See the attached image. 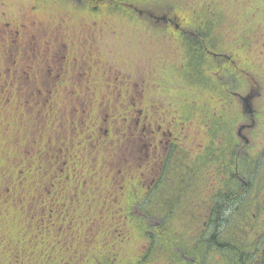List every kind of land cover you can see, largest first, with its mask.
Returning <instances> with one entry per match:
<instances>
[{
  "label": "rangeland",
  "instance_id": "374dc122",
  "mask_svg": "<svg viewBox=\"0 0 264 264\" xmlns=\"http://www.w3.org/2000/svg\"><path fill=\"white\" fill-rule=\"evenodd\" d=\"M130 1L137 5H133L130 9L132 13L130 16L101 19L92 14L84 15L86 10L81 4L82 0H0V89L7 87L8 81L3 76V67H10V60L13 64L16 62L15 65L18 68L29 69L33 79H37L36 82L39 76L44 78L47 75L38 70L47 68L44 72L53 77V81L47 83L55 87V92L57 81L68 83L57 98L61 103L59 106L54 103V96L49 92L45 95L40 90L30 98L20 95L21 101H30L23 112H28V117L32 118L31 122L36 127L39 124L37 117L42 115L45 109L50 117L59 110L57 117L53 118L56 124L54 122L50 124L52 128L56 127L60 130L63 136L55 131L57 133L52 134L54 137L52 136L51 140L55 143L53 147H59L62 139L73 145L71 155L79 153L78 141L72 140H76L77 136L83 133L78 129L80 124L100 126L98 133L101 136L98 138L104 140L102 143H112L114 150L101 148L100 145L103 151L99 148L98 153L86 154L88 162L85 166L94 167L96 178L87 182L80 178L81 188L79 189L86 187L98 189L101 202L99 203L97 199L96 203L92 202L91 205L96 211L95 214L103 220L107 215L116 216L114 238L119 237L118 228L122 225L118 224V217L123 214L124 208L131 209L132 213L136 211L134 212L136 216L143 217L140 221L145 231H157L158 228L161 230L165 227L176 231V237L183 241L180 245H173L178 259L176 264H185L180 259L195 258L194 253L184 249L191 242L192 231L186 230L185 226L193 225V223L190 224L188 218L196 209L190 206L192 200L197 199L198 203L202 202L199 204H203L202 207H207L208 204L210 208L212 204L211 214L213 216H217V212L223 206V211L219 212L223 229L215 232L212 228L209 233V238L215 237L217 246L229 245L237 239L236 237L242 238L244 230L242 221H246L243 216L251 211L259 213L260 218L257 224L259 222L261 229H264V210H257L253 206L259 205L258 198L256 194H252L254 189L250 191V184H255L257 188H260V192H264V185H262L264 184L262 182L264 179V47L256 46L264 43V35H262L264 21L261 12H258L259 9H264V0L176 1L178 3L193 2L194 5L200 6V10L201 7L204 8V5H207V10L211 11L215 19L217 13L213 11L217 4L227 12H231L232 6H236L232 9L242 10V27L247 26L252 29L257 26L261 29V33L254 38L248 36L246 39L239 40L234 32L232 34L223 32V34L213 33L205 41L206 55L212 66L215 62L219 66L224 65L226 62L223 60L232 61L235 56V61L242 71V78L248 79L251 76L252 79L248 82L242 80V84L239 83L242 89L232 92L234 103L239 111V121L233 128L212 130L213 133H220L221 137L210 139L206 138V134L212 132L199 129V127L196 129L197 126L188 121L187 104L195 102L197 92L192 91L194 89L190 85L184 84L180 75L174 71L172 62L177 59V54L173 51L167 37L158 36L163 30V25L167 24V17L151 5L149 8H143L140 6L141 1ZM159 3L161 4L162 0H159ZM169 20L175 24L176 29L179 28L178 22L176 23L173 19ZM201 23L205 24V22ZM218 25L224 27L223 24L218 23ZM222 27L217 28L215 25L213 28L222 30ZM262 39L263 42H261ZM163 71L165 74L162 73ZM120 80L122 82H119ZM96 83L101 84L100 92L96 90L98 89ZM109 84H113L115 88L108 87ZM116 84L124 85L128 92L124 90L121 92ZM129 84H133L130 91ZM31 85L23 81V87L28 89ZM134 85L138 88L136 89ZM234 86L235 83H233ZM35 87L38 88L39 85L35 83L33 88ZM148 92L149 95L152 94L149 101H147ZM38 95L46 96L45 100ZM123 95H126L127 103L134 109L126 112L127 115L117 116L123 119L128 118L130 123L125 130H115L113 127L117 121L111 120L109 116L113 113L116 115L120 109H123L121 104L126 101L122 98ZM50 96L53 97L52 100ZM8 97L12 96L9 94ZM38 111L40 114L36 113ZM250 124L252 125L250 129H244L249 128ZM8 135L2 134L4 144L11 145L7 142L9 141L6 138ZM229 137L233 138L234 143ZM206 140L209 146H204ZM229 142L235 145L231 146ZM16 146L18 148L16 151L22 157L23 151L25 153L26 150L18 142ZM166 147L168 154L163 165L164 173L158 179L160 167L164 162L160 163V161L164 160ZM205 147L210 148L208 159L210 168L205 171L201 170L199 174L196 171L197 174L192 177L190 170L196 167L188 164L194 160H200L199 153ZM0 148L3 149L2 146ZM104 150L112 154L102 159V167L96 166L98 162L95 158L100 152V156H104ZM173 153H181L184 157L181 160H176L178 158L173 160L171 159ZM248 154H251L248 164L253 165L256 158H260L262 169L247 166L248 164L243 165L245 162L242 156H248ZM232 156L234 158L231 160ZM170 160L172 165H170ZM230 163L235 176L233 180H229V175H227L229 185L225 187L227 190L224 189L223 193L220 191L222 190L220 184L225 181V174H228L226 167ZM5 169L6 167L1 168L0 172ZM27 180L29 185H36L39 181L36 173H32ZM154 180L157 186L152 188L151 183ZM242 181L246 183V187ZM3 182L8 184L9 181L4 180ZM125 188L128 191L132 190V193L130 195L129 192L128 194L123 193ZM248 188L250 193L244 196ZM70 189L71 191L77 189L75 193L78 191L76 186ZM146 190L151 191L149 195L147 194L148 202L145 201ZM222 194L225 196L222 197ZM68 197H71V192ZM225 197L227 198L223 199ZM210 198L211 202L207 203ZM77 200L74 197L73 201L76 202H70V206H78ZM137 204L141 208H136ZM144 208H156L157 210L153 211L154 216L146 218ZM202 212H205V209H202ZM200 221L204 223L207 220L205 218L203 221V216H201ZM103 227L106 231L105 225ZM109 229L111 230L112 227L109 226ZM66 230L71 232L70 229ZM182 233L184 235H181ZM132 238L136 243L133 245L134 239H131L133 243L131 241L129 245L130 251L137 256L147 249L146 236L144 240L141 234H136ZM204 240L207 241V237H204ZM203 246L204 248H199L195 254L198 255L203 251L206 254L203 262L210 264L214 261L211 260L210 254L212 252L214 254L217 249L211 248L207 243ZM164 247L167 250L165 245ZM259 249L264 254V243ZM219 250L224 255L220 264H230L231 250L225 252ZM102 259L115 264H137V259L130 262L121 254H117L114 258L109 256ZM155 262L170 264L166 258Z\"/></svg>",
  "mask_w": 264,
  "mask_h": 264
},
{
  "label": "trees",
  "instance_id": "16d2710c",
  "mask_svg": "<svg viewBox=\"0 0 264 264\" xmlns=\"http://www.w3.org/2000/svg\"><path fill=\"white\" fill-rule=\"evenodd\" d=\"M136 1H141L140 6H143V8H149V5H151L155 10L163 13L168 19L167 24L163 25V30L159 32L160 34L158 36L167 37L173 47V51L177 54V59L172 62L174 71L180 75L184 84L190 85L194 89L192 91L197 92L194 102L196 104L193 105L194 103L192 102L187 104L188 121L193 123L194 126H197L195 127L196 129L199 127V129L208 130L209 132L215 129L224 130V128H233L239 121V111L234 103L232 92L242 89L239 85V83L242 84V80L248 82L252 79L251 76L248 79L242 78V71H240V67L235 61V56L232 61L223 60L226 62L224 65L221 64L219 66L215 62L212 66L206 55L207 48L205 41L213 33L223 34V32L225 34H232L234 32L239 40H242V38L246 39L248 36L249 38H254V36L261 33V29L257 28V26L252 29L247 28V26L242 27V10L238 8V11L233 10L232 8H236V6H232L231 12H227L224 9L222 10L216 3L217 5L213 11L217 13L216 15L215 13L213 14L217 16L215 19L211 11L207 10V5H204V8L201 7L200 10V6L194 5L193 2L178 3L176 2L178 0H162L160 4L159 0ZM131 2L130 0H82L81 4L84 6L86 13H88L86 14L84 12L86 16L92 14L101 19H117L119 16L126 17L132 14L130 9L136 3L132 4ZM258 12H261V17L264 21V9H259ZM169 19H173L176 23L178 22L179 28L176 29L175 24ZM201 22H205V24ZM217 22L223 24L224 27L218 25ZM212 23L214 24L210 28ZM215 25L217 28L222 27L223 29L213 28ZM262 35H264V31ZM261 42H263V39ZM260 45L264 47V43L257 44L256 46ZM9 62H11L10 67H3V76L8 83H11H7L6 88L0 89V147H3V149L0 148V169L6 167L4 171L0 172V264H115L104 261L102 258L109 256L114 258L117 254L128 258L130 262L137 259V264H159L155 261L158 259L164 260V258H166L168 263L176 264L174 262H176L177 256L174 252L175 247L173 245H180V242H183L176 237V231L170 229V227H161L162 229L160 230L158 228L157 231H145L140 221L143 217L136 216L134 213L136 211L132 213L131 209L127 210V208H124L123 214L118 217L119 222L117 221L118 224L122 225L118 228L119 237L116 236L114 238V219L116 216L110 217L107 215L103 220L98 214H95L96 211H94L95 209L91 205L92 202L96 203L97 199L99 203L101 202L98 189H95V187L79 189L81 188V185H79L80 178H83L84 182L96 178L94 167L85 166L86 162H88L86 154L90 152L98 153L100 145L102 146L101 148L113 149L112 143H102L104 140L98 138L101 136L98 133L101 129L100 126L87 123H83L82 125L81 123L78 129L82 130L83 133L79 136L76 135V140H72L78 141L79 153L71 155L73 145H70V143L62 139L59 147H53L55 143L51 140L52 134L55 131L60 136H63L62 132L57 130L56 127L52 128V124L55 123L53 118L54 116L57 117L59 110L57 111L58 113L55 112L50 117L48 116L47 109H45L42 115L37 117L39 124L36 127L31 122L32 118L28 117V112H23L30 101H21L19 99L20 95L30 98V96H33L40 90L45 95L46 92H49L54 96V98L51 97L52 95L50 96L51 100L53 98V101L55 100L54 103L59 106L61 103L58 102L57 98L61 95V91L65 89L66 85L68 86V83L65 84L57 81L55 92V87L47 83L53 81V77L44 72L47 68H40V71L38 70V72L47 75L44 78L39 76L38 82H36L37 79L35 77L33 79L29 69L18 68L15 65L16 62L13 64L12 60ZM192 62H194L193 65ZM24 80L32 84L31 88L28 87L27 89L23 87ZM119 82L122 81L120 80ZM35 83L39 85L38 88L35 87L36 89L33 88ZM233 83H235L234 87ZM107 86L115 88L113 84ZM132 86L133 84H129V91L133 88ZM96 87L98 88L96 90L100 92L102 89L101 84L96 83ZM116 87L119 90L121 89V92L123 90L128 92V89L124 85L116 84ZM134 87L136 89L138 88L136 85ZM9 94L12 97H8ZM126 95L122 96L124 100H126ZM38 96L42 97L43 100L46 98L43 95ZM147 96V101L151 100L152 94L149 95L148 92ZM192 99L193 97L190 100L192 101ZM127 101L121 104V108L123 109H120L116 115L113 113L109 116L111 120L117 121L113 127L115 130H125L129 126L130 120L128 118L125 117L123 119L117 117L127 115L126 112L134 109L129 106ZM44 102L46 103V101ZM108 108L110 109L109 106ZM36 113L40 114L39 111ZM183 121L186 122L187 120ZM41 127L43 129L38 130ZM2 134H9L6 138L9 140L7 142L11 143V145L4 144L5 140ZM219 136L221 137L220 133L212 132L206 134V138L209 139ZM229 138L233 142V138ZM15 139L17 140L15 141ZM16 142L22 144V148L26 150L25 153L23 151L22 157L16 151L18 150ZM204 144V146H209L208 140ZM229 144L231 146L235 145L231 142ZM101 148L100 151H103ZM170 150L171 148L169 152ZM100 153L95 159L98 162L96 166L102 167V159L112 153L105 152L104 156H100ZM199 154V158L201 157L200 160L197 159L188 164L190 166L192 165L191 167H196L194 170H190L192 177L197 174L196 171L199 174L202 172L201 170L205 171L210 168L208 167L210 148H203ZM233 158L232 156L231 160ZM161 162L163 164L160 167L158 179L164 173L163 165L165 160H161ZM170 165H172L171 160ZM262 166L260 158H256V163L253 168L262 169ZM231 167V163L226 167L228 174H225V181L220 184L222 188L220 191L223 193L224 189L227 190L225 187L229 185L228 181L230 179L233 180L235 176ZM32 173H36L39 179L36 185H29V181L27 180ZM80 174H82L81 177ZM227 175H229V180L227 179ZM4 180L9 181L8 184L3 182ZM262 182H264V179ZM74 186L78 188L76 193L75 191L77 189L75 191H71L70 189L71 187L73 189ZM155 186H157V183L152 188ZM250 187V191L251 189L255 190L252 194L257 195V202L259 204L254 203L255 205L253 206L257 210H264V192H260V188H257L255 184H250ZM150 190L152 189L150 188ZM150 190L145 191L146 202L149 201L148 193L151 192ZM250 191L248 188L244 196L249 194ZM70 192L71 197L69 198L68 194ZM128 192L130 195L132 190L128 191L127 188L123 190V193L128 194ZM74 197L75 200L78 199L77 203L79 204L76 206L78 209L70 206V202H76L73 201ZM210 202L211 199L207 201V203ZM201 203L199 202L198 205ZM190 206L192 207V204ZM199 206L200 209L198 211L195 213L191 212L190 216H188L190 224L193 223V225L187 224L185 226L186 230L192 231L191 235L194 234L195 230L199 231L204 226L200 218L203 216L204 221L205 216L197 213L199 211L201 213L202 209H208L211 213L212 204L210 208L208 204L207 207H202L203 204ZM136 208H141V206L137 204ZM144 210V216L148 218V216H154L155 213L153 211L157 209L144 208ZM165 211H167L166 208ZM212 217L215 220L217 216ZM243 217L246 221H242L244 222L242 223L244 226L242 238L236 237L237 239H234V242L230 245L229 250L232 252L230 264H264V260L255 261L258 257L264 258L263 252L259 249L264 243V229H261L259 222L257 224V220L260 218L259 213L257 214L255 211H251V213ZM214 224L213 221L209 220L207 226ZM104 225L106 231L104 230ZM109 226L112 227L111 230ZM66 229H70L71 232H67ZM108 230L109 232H107ZM136 234L143 235V240L146 236L145 241L148 246L141 254L139 253L137 256H134L133 251H130L131 247L129 245L132 241L131 239H134L132 237H135ZM181 235L184 234L182 233ZM190 240L192 241V239ZM133 241L132 243L134 245L136 243L135 239ZM215 241L214 236H211L207 241L203 237H199V239L195 238L193 242L195 244L197 242V244L193 247V253L199 248L203 249L204 243H207L211 248H216L218 251L210 254V257H212L211 260H214L210 264H220L222 261L218 262L216 258L220 257L222 259L224 255L221 254L219 249L225 252L228 247L226 244L217 246ZM190 244L191 242L188 243V246ZM164 245L168 251L165 250ZM205 255L203 254L202 256L205 257ZM253 258L255 260H250ZM200 264L206 263L201 261Z\"/></svg>",
  "mask_w": 264,
  "mask_h": 264
},
{
  "label": "flooded vegetation",
  "instance_id": "af4514ba",
  "mask_svg": "<svg viewBox=\"0 0 264 264\" xmlns=\"http://www.w3.org/2000/svg\"><path fill=\"white\" fill-rule=\"evenodd\" d=\"M253 118V117H252ZM251 121H252V119H251ZM252 122H254V121H252ZM250 127L249 128H247V127H245L244 129H250L251 128V124L249 125ZM242 137H244L243 135H242ZM167 144V143H166ZM166 149V151H165V154H164V156H163V158H164V160L167 158V154H168V151H167V147L165 148ZM256 155V154H255ZM171 159H175V158H178V159H176V160H181L182 159V157H184L183 155H181V153H179V154H175V153H173V156L171 155ZM243 157V160H244V162H245V164L247 165L248 164V162L250 161V159H251V154H248V156H242ZM172 160V161H173ZM256 163V162H255ZM255 164H253V165H249L248 164V166H254ZM242 183L244 184V187H246V183L244 182V181H242ZM155 184V180L151 183V186H153ZM149 188H151V187H149ZM197 196V195H196ZM195 196V197H196ZM222 197H224L225 196V194H222L221 195ZM227 197H225V198H223V199H226ZM194 199V198H193ZM211 199V198H210ZM191 204H192V207H196V209H194V212H196V210L198 211L199 210V205H198V200L197 199H195V200H192L191 201ZM223 209V206H222V208L220 207V209H219V211L217 212V217L215 218V220H213V214H211L210 212H209V210L208 209H205V212H201L200 213V211L197 213V214H200V215H204L205 216V218H206V222H204V226L202 227V228H200V230L199 231H197V230H195L194 231V234H192L191 235V238L190 239H192V241H191V244L189 245V246H185L184 247V249L185 250H189V251H191V249H192V252L191 253H193V247L197 244V242H196V244L193 242V240L196 238V239H199V237H207V239H209V233H210V229H212L213 228V230H215V232H219L220 230H222L223 229V227H222V224H220V219H221V215L219 214V212L220 211H223L222 210ZM209 220L210 221H213L215 224L214 225H210V226H207V223L209 222ZM218 235V234H217ZM224 243H226V242H224ZM228 244H226V246H227ZM230 243H229V245H228V248H227V250H229L230 249ZM195 254V253H194ZM200 254V255H199ZM198 255H196L195 254V258H185V259H180L181 261H184L185 262V264H200V262L202 261H204V259L206 258V257H203L202 255L203 254H205L203 251H201L200 253H199ZM178 259L176 258V262H174V263H177L178 261H177ZM220 260V261H219ZM223 259H221L220 257H217L216 258V261H218V262H221ZM242 260V259H241ZM260 260H264V258L262 257V258H258L257 260H255V261H260Z\"/></svg>",
  "mask_w": 264,
  "mask_h": 264
}]
</instances>
